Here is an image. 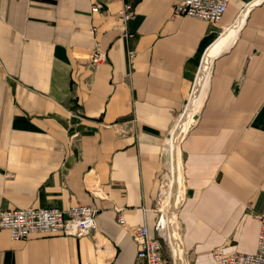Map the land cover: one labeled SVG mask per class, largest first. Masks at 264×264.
Returning a JSON list of instances; mask_svg holds the SVG:
<instances>
[{
    "label": "crops",
    "instance_id": "1",
    "mask_svg": "<svg viewBox=\"0 0 264 264\" xmlns=\"http://www.w3.org/2000/svg\"><path fill=\"white\" fill-rule=\"evenodd\" d=\"M122 1L130 16L119 26ZM173 1L0 0V208L96 206L94 229L80 235L11 238L0 226V264H144L128 227L153 232L164 138L203 51L242 11L178 142L175 214L185 264H217L218 244L254 249L264 212V0H228L216 24L173 15Z\"/></svg>",
    "mask_w": 264,
    "mask_h": 264
},
{
    "label": "built area",
    "instance_id": "2",
    "mask_svg": "<svg viewBox=\"0 0 264 264\" xmlns=\"http://www.w3.org/2000/svg\"><path fill=\"white\" fill-rule=\"evenodd\" d=\"M228 0H174L171 5L173 15H188L203 19L209 23L219 22ZM98 5V3H96ZM130 16V3L122 1L116 11L115 18L119 26ZM98 54L89 56L88 65L94 67ZM160 176L158 178V193ZM96 206L75 202L65 207L57 205H31L0 208V226L8 230L11 238L26 237L29 234L65 233L80 235L91 232L95 226ZM258 228L253 250L223 249L221 244L211 248V255L217 264H264V212L255 214ZM116 221L125 226L119 209L115 215ZM153 232L148 231L145 222L128 227L135 241V256L141 258L144 264H172L162 250L161 211H158L153 222ZM77 264H95L85 261Z\"/></svg>",
    "mask_w": 264,
    "mask_h": 264
},
{
    "label": "bare ground",
    "instance_id": "3",
    "mask_svg": "<svg viewBox=\"0 0 264 264\" xmlns=\"http://www.w3.org/2000/svg\"><path fill=\"white\" fill-rule=\"evenodd\" d=\"M243 14L244 11L230 25L223 27L203 51L183 108L176 115L164 138L163 149L166 157L164 175L168 178L169 184L161 186L160 191H162V195L167 194L169 201L164 205L159 204V208L163 212L161 213V233L169 244L174 264H185L183 250L176 231L177 217L175 214L182 195L178 142L184 130L195 120L194 118L202 103L212 57L225 48L235 37L242 22ZM160 198L163 199L162 196Z\"/></svg>",
    "mask_w": 264,
    "mask_h": 264
},
{
    "label": "rangeland",
    "instance_id": "4",
    "mask_svg": "<svg viewBox=\"0 0 264 264\" xmlns=\"http://www.w3.org/2000/svg\"><path fill=\"white\" fill-rule=\"evenodd\" d=\"M166 171V167L164 168V172ZM164 184H169L168 183V178L163 175L160 176V185H159V193H158V200H157V206L159 207V204H165L166 202L168 203L169 201V197L167 196V194L162 195V191H160V187L163 186ZM161 193V194H160ZM160 196L163 197V199L160 198ZM160 199V202L158 203ZM159 211H161V209L159 208ZM162 250L164 255L170 260V262L173 264V260H172V256H171V250L169 247V244L167 243L165 237H162Z\"/></svg>",
    "mask_w": 264,
    "mask_h": 264
}]
</instances>
